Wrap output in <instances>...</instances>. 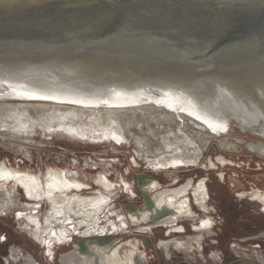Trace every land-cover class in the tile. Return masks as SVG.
Here are the masks:
<instances>
[{
    "label": "water",
    "instance_id": "1",
    "mask_svg": "<svg viewBox=\"0 0 264 264\" xmlns=\"http://www.w3.org/2000/svg\"><path fill=\"white\" fill-rule=\"evenodd\" d=\"M252 64L264 67V0H0V86L14 99L109 105L117 98L112 91L135 93L141 89L143 92L137 93L144 99L149 94L164 96L156 85L155 79L160 77L173 81L187 101H203L202 109L210 113L221 103L216 99L217 82L227 100L235 103L241 99L239 106L251 120L250 125H241L236 112L226 111L222 127L229 130L233 124L240 133L264 141V79L263 73L249 69ZM204 79L209 81L207 96L201 91L203 83H198ZM30 89L34 92H27ZM75 95L80 100H71ZM219 159L225 163L220 164ZM209 162L214 169L236 166L223 155ZM141 176L153 178L139 173L131 185L119 176L121 192L129 199L139 196L142 203H125L124 214H137L142 207L153 205L150 194L141 188ZM76 178L83 187L72 188V192L90 188ZM105 179L112 181L108 175ZM153 179L158 188L152 195L187 184L188 195L194 186L189 178L178 186L161 188L162 181ZM17 188L25 199L37 201L30 199L22 186ZM165 211H157L154 218ZM134 234L127 241L137 247L133 264H145L147 255L140 247L144 244L153 249L152 240ZM123 237L100 234L82 238L76 234L69 249L57 255V263L67 264V256H91L94 245L118 246Z\"/></svg>",
    "mask_w": 264,
    "mask_h": 264
},
{
    "label": "bare ground",
    "instance_id": "2",
    "mask_svg": "<svg viewBox=\"0 0 264 264\" xmlns=\"http://www.w3.org/2000/svg\"><path fill=\"white\" fill-rule=\"evenodd\" d=\"M88 69L92 68L89 67ZM249 69L263 73L261 75L264 79V67L261 64H252ZM152 78L155 79L154 77ZM158 78L155 79L158 80L156 82H159L156 85L162 90L161 92L165 93L164 96L154 97L149 94L144 99L139 95L140 92H143L141 89L140 91L138 90L139 94L137 93L138 91H135V93L112 91V94L117 96V100L114 99L112 104L99 106H93L94 104L91 103L68 105L49 100L31 99H19V101L8 102L6 98H14L11 93L5 92L0 86V109L6 113L5 115L9 119L5 118V116L2 117L5 118L3 125L6 126L8 131L10 129L15 130L22 136H31L35 131L34 126H38L43 135L60 134L70 139L94 143L106 141L107 143L121 144L127 139L124 134V124L122 125L118 120L121 114L148 116V119L155 121L156 124L167 123L170 125L176 123L178 124L177 128L180 127L178 132L182 131L183 137L178 138L175 132L169 130V135L178 140V142L165 141L163 144L166 150H161L160 148L154 152L144 150V157L142 158L148 170L152 172L163 171L170 174L175 172L177 168L195 167L200 164L203 154L198 150V145L194 140L202 142V150H206L221 132H226L227 130L222 127L226 111L236 112L240 116L241 125L251 122L246 117L250 114L239 106L241 99L237 98L235 103L230 98L227 100L228 96L222 89L217 87L216 81L214 84L218 93V98L216 99L221 103H219L220 106L217 108L218 111L207 113L202 109L203 104L201 103L203 101L197 103L187 101L185 99L187 96L181 90L176 89L175 84L171 83L173 81L167 82L166 79ZM207 81L204 79L198 82L201 85L203 83L201 86L202 93L208 87ZM25 87L28 90V87ZM110 89H113V87ZM27 92L33 93L34 91L30 89ZM87 92L91 93V91ZM204 95H208L206 91ZM85 96L88 99L94 98V95ZM77 97H73L71 100H80V96ZM243 98L245 99V97ZM187 99L189 98L187 97ZM261 118L264 119V117ZM261 123L264 124L262 121ZM140 127L145 128V123L140 124L138 128ZM206 128L210 132L205 131ZM246 128L257 132L256 129ZM187 133L189 134L187 135ZM169 135L167 134V136ZM160 140H162V137H160ZM0 142H7L17 147L23 145L27 148L31 141L17 136L7 137L0 135ZM239 145H244L252 153L264 157V141L252 143L249 141L245 142L239 138H231L229 140L227 136H224L223 140L218 141V147L229 152H236ZM224 161L225 159H219V163L222 165ZM133 163L137 164V161L134 159ZM210 165L213 168L214 164L210 163ZM106 175H108V171L101 170L98 172L93 183L99 189L96 190L94 195L84 196L72 192V188H81L83 184L78 182L76 171H72L68 167L49 166L46 168L45 173L42 174L40 171L35 173L29 169H21L18 165H7L5 161H0V190L10 195L13 190L17 189V186H22L30 199L37 200L31 201L36 203L33 206V213H35L38 203L42 202V199H45V202L50 204L53 212L49 213L43 221L33 214L26 216L24 213L17 212L16 215L17 219L25 218L27 224L25 229L31 233L24 231L43 249L42 256L47 262L49 260L50 262H55L57 246L70 244L76 234L82 238L100 234L123 235L122 233L125 234L127 232V227L133 225L136 229L132 233L153 236V230L161 225H168L166 228L168 230L167 233H177L181 229L179 226H174V224H178L179 221L183 220L182 218H188L186 220L193 221L197 219V215L190 210L187 201L188 195H186V191L188 190V184L172 191L157 192L152 195V192L157 190L158 183L153 178L147 180L145 176H141L144 181L141 188L145 193L150 194L153 205L151 207H142L137 214L130 212L128 214L122 212V214H119L113 209L111 201L115 199L114 197L121 190L123 182L114 183L109 181L105 179ZM10 183L12 184L8 188L7 185ZM114 186H117V190L113 189ZM200 189L205 192V187L198 182L193 186L191 192L196 205L199 206L200 210H203V203L199 197ZM163 209L166 210L165 213L155 219L156 212ZM208 225H210V221L207 219L201 220L199 225L193 226L194 232L204 231L208 228ZM165 242H167L164 246L166 249L169 246L177 247L182 244L185 246L182 249L190 251V249H186L190 247L188 242L176 241L175 239L159 242L161 249H163V243ZM168 242L170 245H168ZM93 249H95L94 254L88 257L67 256V264H133L137 256L136 245L128 242L112 248L94 245ZM28 264L40 263L33 260Z\"/></svg>",
    "mask_w": 264,
    "mask_h": 264
},
{
    "label": "rangeland",
    "instance_id": "3",
    "mask_svg": "<svg viewBox=\"0 0 264 264\" xmlns=\"http://www.w3.org/2000/svg\"><path fill=\"white\" fill-rule=\"evenodd\" d=\"M6 100H8V102L19 101V99L11 98H6ZM5 114L6 113L0 109V135L7 137L17 136L21 137L22 139H29L31 142L27 148L23 145L17 147L15 145L8 144L7 142H0V161H5L6 163L9 162L14 166L18 165L21 169H29L36 173L39 171L42 173L47 166L57 165L62 168L68 167L72 171H76L78 179L91 185L88 189H82L80 192H76L84 196L96 194V190H98L99 187L92 185V181L95 177L94 174L101 170L108 171V177L113 182H118L119 176L121 175L123 176L124 180L131 185L133 184L134 176L136 174L145 173L149 176H152L156 180L161 179V188L178 186L184 183L186 181L185 179H189L191 175H204L202 178H205L206 176L209 178L206 186L208 187L209 193L211 195L208 203H206L208 211H199L198 213L202 218L205 216H213L215 218L217 214L221 216L219 213V205H217V201L220 200L229 202L230 206L226 207H229L232 211L237 207V204L242 205V208L255 207L253 204L247 203L246 201H238L231 195V192L234 190L235 186L238 187L237 184H242L244 181L243 179H246V177H244L245 175H254L253 178L260 179L259 181L256 180L257 183L264 185V157L257 156L246 149L244 145H239L237 147V153L224 151L218 147V141L223 140L224 136H227L229 140L231 138H239L243 139L245 142L261 141L251 137L248 134L240 133L239 130L233 126V124H231L229 130L226 132H221L216 137V139L210 143L207 151H205V149L202 150V142L194 140L198 145V150L201 151L202 154L204 153L201 163L198 166L183 168L180 167L177 168L175 172L167 174L163 171L152 172L148 170L145 161L142 159L144 157L143 152L144 150H150L154 152L159 148L161 150H166V147H164L165 145L163 144L165 141L172 143L178 142V140H175L169 135V130H171L176 133L178 138L183 137L182 131L178 132V128L180 127L177 128L178 124L176 123H172L170 125L167 123L156 124L155 121L153 122V120L148 119V116L144 117L139 115L121 114L119 116L120 118L118 117V120L122 123V125L124 124V134L127 139H125L121 144L107 143L106 141L102 143H94L91 141L70 139L69 137L67 138V136L60 134L43 135L38 126H34L35 131L31 136L23 135L25 136L23 137L15 130L10 129L8 131L6 126L3 125V121L5 118H7ZM4 116L5 118H2ZM143 123H145V128H138L139 125ZM205 131L210 132L207 130V128ZM167 134L169 136H167ZM188 134L189 133H187V135ZM191 136L193 135L191 134ZM160 137H162V140H160ZM212 144H215V146L213 147ZM218 155H223L227 160L237 161L240 159L244 160L245 162L244 164H236L235 168L232 166H218L217 169H214V165L212 168L209 161L210 158L213 159ZM134 159L137 161V164L133 163ZM110 165H112V167H110ZM224 172L230 177L224 182V184H220L217 182L214 174H221ZM236 176H239L240 178H236ZM202 178H197V180H194L193 184L196 185ZM236 179H238V181ZM10 186L11 184L7 185L8 188H10ZM16 190H13L12 194L10 195H7L0 190V252L4 249L8 250V255H3L4 261L8 264H28L33 260L40 264H58L57 260H55V262H50V260L47 262L42 256L43 249L26 231L22 229L26 224L25 218L22 217L16 219L17 212H21L22 214H26V216L33 214L34 216L38 217L39 220L43 221V219H45L49 213L53 212L50 204L45 201L38 203V208H36L35 213H33V206L36 203L23 198L19 188ZM133 191L136 192L135 184L133 185ZM114 198L115 199L112 206L113 209L119 214L122 212L123 205L127 202L133 205L142 204L139 196L129 199L127 194H123V192H118V195L116 194V197ZM27 202L30 203L24 205ZM191 204L193 210L197 207L199 208L198 205L196 207L193 204V201H191ZM11 205H14L15 207H12ZM226 210L229 209L227 208ZM212 212H215V214L213 215ZM181 224L182 221H179L178 226H181ZM20 228L22 230H20ZM135 229V226L128 227L127 232L122 234L127 238L132 237V231ZM12 230H15L16 233H13ZM155 230L153 231V236H149L155 242L170 238H176L177 240L185 241L188 236L197 235V233L194 232L190 233L188 236L185 235V237L183 234L170 233L169 237L165 238L157 236ZM211 232H213V230H211ZM125 242L126 241L121 242L120 244L123 245ZM68 244L57 246L56 259L58 254L69 249ZM234 251L238 254L246 253L252 262L256 256L253 251L245 252L238 251V249H235ZM158 252L161 254L164 253L160 249H158ZM185 252L188 253V251ZM211 252L212 251H208V254L210 255ZM197 253L198 252L194 250V252L188 254L196 255ZM11 254L15 256L16 260L12 258L9 259L8 256ZM257 254L260 255L259 252ZM29 257H31V261H29ZM149 257L151 256H146V261H148ZM213 261L214 257H211L210 262L214 263Z\"/></svg>",
    "mask_w": 264,
    "mask_h": 264
},
{
    "label": "flooded vegetation",
    "instance_id": "4",
    "mask_svg": "<svg viewBox=\"0 0 264 264\" xmlns=\"http://www.w3.org/2000/svg\"><path fill=\"white\" fill-rule=\"evenodd\" d=\"M251 142V141H250ZM263 142V141H262ZM252 143H259L252 142ZM208 149V148H207ZM207 149L205 151H207ZM257 156L262 157V155L256 154ZM204 156V153H203ZM202 156V158H203ZM201 158V160H202ZM201 160L199 163H201ZM236 164H244V160L238 159L233 160ZM225 163V161H224ZM223 163V164H224ZM227 166V165H226ZM223 166V167H226ZM230 167V166H227ZM235 168V166H232ZM241 168V167H239ZM216 180L220 184H224V182L230 177L228 174H214ZM254 175H245L246 179H243V183H238V187H236L231 192V195L237 199L238 201H246L247 203L253 204L255 207H246L242 208V205L237 204L236 208L233 211L226 206H230L229 202H224V200L217 201V205L220 208V215H216L215 218L213 216H205L200 217L199 211L207 212L208 208L206 203H208L210 199V193L206 183L209 181L208 176L205 178L204 175H191L190 178L192 182L197 180V178H202L199 183L205 187V192L200 189V200L203 203V210H200L195 204L194 198L192 196V192L189 191L187 201L189 203L190 210L197 215L196 221L186 220L188 218H182V224L179 226L181 231L174 234H183L184 236H188L190 233H194L193 226L199 225L201 220L210 221V225L204 231L195 232L197 235L188 236L186 240H177L182 242H188L190 247L186 249H190L188 253H192L197 251L196 255L188 254L185 252L182 244L180 246L174 247L169 246L167 249L164 247L165 243H163V249H161L159 242L166 241L158 240V242L152 241L153 249H148L144 244L140 247L142 248L147 256H151L148 258V261L145 264H264V185L258 184L257 181L260 179L253 178ZM189 177V176H188ZM194 178V179H193ZM236 178H240L236 176ZM161 181V179H157ZM188 180V179H185ZM184 180V181H185ZM238 181V179H236ZM257 180V181H256ZM24 198V196L22 195ZM191 201L198 208L192 209ZM30 202L25 203L24 205ZM12 206V205H11ZM12 207H15L14 205ZM11 207V208H12ZM25 207V206H24ZM228 208L229 210H226ZM14 209V208H13ZM223 213H222V212ZM213 215L215 212H212ZM59 218V217H58ZM17 219V218H16ZM214 219V220H213ZM27 224L23 226V230H26ZM174 226H178V224H174ZM168 225H161L157 227L155 233L160 237H169L170 233H167ZM20 228V230H22ZM188 232H187V230ZM153 230V231H154ZM213 230V232H211ZM30 232L29 230H26ZM13 233H16L15 230H12ZM206 232V233H204ZM31 233V232H30ZM204 233V234H203ZM154 234V232H153ZM133 235H135L133 233ZM141 237L142 235H138ZM185 236V237H186ZM195 236V238H193ZM132 237H123L121 242L128 241ZM1 242V241H0ZM169 245V242H168ZM181 247V248H179ZM158 249L162 250L164 253L161 254L158 252ZM238 249V251H253L255 253L254 261L252 262L249 256L246 253L238 254L234 250ZM208 251H212L211 254H208ZM260 253L257 254V253ZM8 250L4 249L0 252V264H8L4 261L3 255L7 256ZM9 259L12 258L16 260L15 256H8ZM211 257H214V263H211ZM29 261H31V257H29ZM30 263V262H29Z\"/></svg>",
    "mask_w": 264,
    "mask_h": 264
},
{
    "label": "built area",
    "instance_id": "5",
    "mask_svg": "<svg viewBox=\"0 0 264 264\" xmlns=\"http://www.w3.org/2000/svg\"><path fill=\"white\" fill-rule=\"evenodd\" d=\"M121 192V190H119V193ZM117 195H118V193H117ZM114 202V199L111 201V203H113ZM72 241V240H71ZM71 243V242H70ZM12 255V254H11ZM49 259V258H48Z\"/></svg>",
    "mask_w": 264,
    "mask_h": 264
}]
</instances>
